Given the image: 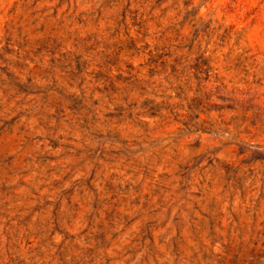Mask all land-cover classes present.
<instances>
[{
    "label": "clouds",
    "instance_id": "1",
    "mask_svg": "<svg viewBox=\"0 0 264 264\" xmlns=\"http://www.w3.org/2000/svg\"><path fill=\"white\" fill-rule=\"evenodd\" d=\"M160 8L0 0V264H264V0Z\"/></svg>",
    "mask_w": 264,
    "mask_h": 264
},
{
    "label": "rangeland",
    "instance_id": "2",
    "mask_svg": "<svg viewBox=\"0 0 264 264\" xmlns=\"http://www.w3.org/2000/svg\"><path fill=\"white\" fill-rule=\"evenodd\" d=\"M117 3L120 5V11L122 16H124V18L128 21V23H130L132 27L136 29L137 33H139L143 27V17L140 14V9H142L148 15H151L152 13H155L157 11H161L160 6L162 3H164V0H117ZM134 9H136V11H134ZM132 38L135 39V36H133ZM47 43H48L47 50H51L55 47V44L51 37L47 38ZM115 51L116 50H113V55H115ZM116 83L120 84L121 82L116 81ZM71 103L75 107H77V109L79 108V105L76 101L73 100L71 101ZM203 106L208 108L213 107L207 101L203 102ZM257 119L260 121V125L264 126V116H257ZM113 200L115 202V197H113ZM77 210H78V206L74 204H70L66 209V212L68 214H71L72 212ZM203 227L204 225L201 224V228Z\"/></svg>",
    "mask_w": 264,
    "mask_h": 264
}]
</instances>
